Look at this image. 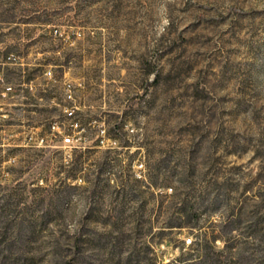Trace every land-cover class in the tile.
Masks as SVG:
<instances>
[{"label": "rangeland", "instance_id": "1", "mask_svg": "<svg viewBox=\"0 0 264 264\" xmlns=\"http://www.w3.org/2000/svg\"><path fill=\"white\" fill-rule=\"evenodd\" d=\"M200 255L264 264V0H0V264Z\"/></svg>", "mask_w": 264, "mask_h": 264}, {"label": "trees", "instance_id": "2", "mask_svg": "<svg viewBox=\"0 0 264 264\" xmlns=\"http://www.w3.org/2000/svg\"><path fill=\"white\" fill-rule=\"evenodd\" d=\"M43 65H41V67L38 69V75L42 77V74H44ZM21 80V83H24L26 86V88H24L22 90V97L25 98V102L29 103V104H33L35 103V101H37L38 99H42L44 94L42 95L41 93H32L31 91V87L34 86V88H37V86L35 85V80L38 79V76H35L33 74H26L25 76H19ZM37 84V83H36ZM84 160L85 158H82L80 156H76L74 158H72L71 160V169L70 171L67 172V178H74L76 176V174L80 173L83 170V164H84ZM181 210L179 211V214L182 216V218L184 219L183 222L178 223V227H193L196 225L198 219H197V214L193 209H186V207H182L180 208ZM206 241L200 243L198 246L197 251L199 252H205L206 251ZM186 262V263H184ZM184 264H210L208 262V260L206 258L201 257V255L198 257V259H190L189 261H183Z\"/></svg>", "mask_w": 264, "mask_h": 264}]
</instances>
